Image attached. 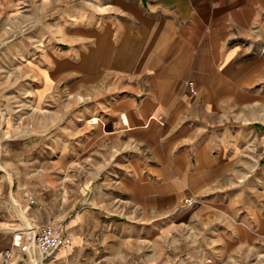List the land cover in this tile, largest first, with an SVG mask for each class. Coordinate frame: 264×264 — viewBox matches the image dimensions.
I'll return each mask as SVG.
<instances>
[{
    "label": "crops",
    "instance_id": "0c3cea01",
    "mask_svg": "<svg viewBox=\"0 0 264 264\" xmlns=\"http://www.w3.org/2000/svg\"><path fill=\"white\" fill-rule=\"evenodd\" d=\"M41 8V112L0 122V262L264 264V0ZM44 224L50 256L14 244Z\"/></svg>",
    "mask_w": 264,
    "mask_h": 264
},
{
    "label": "rangeland",
    "instance_id": "374dc122",
    "mask_svg": "<svg viewBox=\"0 0 264 264\" xmlns=\"http://www.w3.org/2000/svg\"><path fill=\"white\" fill-rule=\"evenodd\" d=\"M1 7L0 122L5 115H14L26 123L31 120L32 110L41 112V106L33 104L34 94L27 90L29 87L31 91V87L41 81L31 67V55L42 51L44 46L43 29L34 28L35 20L36 26H41L44 11L41 8L35 18L31 0H19L14 5L8 3L5 8Z\"/></svg>",
    "mask_w": 264,
    "mask_h": 264
},
{
    "label": "built area",
    "instance_id": "2783aa9c",
    "mask_svg": "<svg viewBox=\"0 0 264 264\" xmlns=\"http://www.w3.org/2000/svg\"><path fill=\"white\" fill-rule=\"evenodd\" d=\"M189 84L192 82L189 81ZM17 234L19 242L14 241V244H20L24 236L25 243L22 244V249L30 254H39L42 258L50 256L56 249L65 244V232L61 224L29 227L19 230ZM9 258L10 254L6 253V259L0 264H11Z\"/></svg>",
    "mask_w": 264,
    "mask_h": 264
},
{
    "label": "bare ground",
    "instance_id": "6f19581e",
    "mask_svg": "<svg viewBox=\"0 0 264 264\" xmlns=\"http://www.w3.org/2000/svg\"><path fill=\"white\" fill-rule=\"evenodd\" d=\"M97 118L96 117H93V119L92 120H96ZM18 232H16L15 234H14V236H13V239H14V241L15 242H19L18 241V234H17ZM32 244V243H31Z\"/></svg>",
    "mask_w": 264,
    "mask_h": 264
}]
</instances>
